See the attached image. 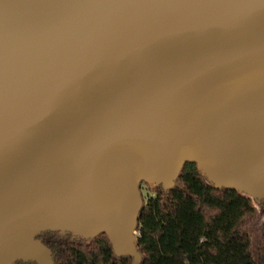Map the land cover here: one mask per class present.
<instances>
[{
    "label": "water",
    "instance_id": "water-1",
    "mask_svg": "<svg viewBox=\"0 0 264 264\" xmlns=\"http://www.w3.org/2000/svg\"><path fill=\"white\" fill-rule=\"evenodd\" d=\"M187 164L264 202V0H0V264H140V185Z\"/></svg>",
    "mask_w": 264,
    "mask_h": 264
},
{
    "label": "trees",
    "instance_id": "trees-1",
    "mask_svg": "<svg viewBox=\"0 0 264 264\" xmlns=\"http://www.w3.org/2000/svg\"><path fill=\"white\" fill-rule=\"evenodd\" d=\"M253 212L250 198L214 188L187 164L172 190L157 186L143 202L136 229L140 264H264V252L257 261L251 259L243 228ZM37 239L50 250L53 264L132 262L115 257L105 235L82 240L48 232Z\"/></svg>",
    "mask_w": 264,
    "mask_h": 264
},
{
    "label": "rangeland",
    "instance_id": "rangeland-1",
    "mask_svg": "<svg viewBox=\"0 0 264 264\" xmlns=\"http://www.w3.org/2000/svg\"><path fill=\"white\" fill-rule=\"evenodd\" d=\"M157 186L143 183L140 185V192L143 196V202L153 195V191ZM252 200L254 212L244 219V231L250 240V257L253 261H257L264 252V202H257ZM136 235L138 233L136 232Z\"/></svg>",
    "mask_w": 264,
    "mask_h": 264
}]
</instances>
